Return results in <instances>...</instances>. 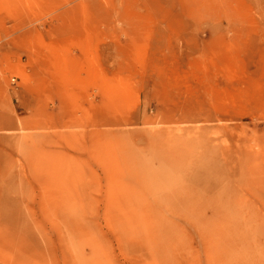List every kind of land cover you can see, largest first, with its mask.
<instances>
[{
    "label": "rangeland",
    "instance_id": "1",
    "mask_svg": "<svg viewBox=\"0 0 264 264\" xmlns=\"http://www.w3.org/2000/svg\"><path fill=\"white\" fill-rule=\"evenodd\" d=\"M0 264H264V0H0Z\"/></svg>",
    "mask_w": 264,
    "mask_h": 264
},
{
    "label": "bare ground",
    "instance_id": "2",
    "mask_svg": "<svg viewBox=\"0 0 264 264\" xmlns=\"http://www.w3.org/2000/svg\"><path fill=\"white\" fill-rule=\"evenodd\" d=\"M171 202L166 201V204H170ZM213 204V203H212ZM214 205V204H213ZM215 213H220L218 210L215 211Z\"/></svg>",
    "mask_w": 264,
    "mask_h": 264
}]
</instances>
